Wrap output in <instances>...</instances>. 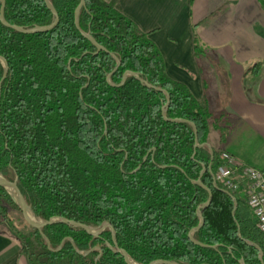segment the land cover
Listing matches in <instances>:
<instances>
[{"label":"trees","instance_id":"1","mask_svg":"<svg viewBox=\"0 0 264 264\" xmlns=\"http://www.w3.org/2000/svg\"><path fill=\"white\" fill-rule=\"evenodd\" d=\"M50 1L60 22L48 32L26 34L0 21V55L9 65L0 97V173L17 178L39 220L66 217L95 228L110 223L118 245L138 264H242V258L264 264L252 245L261 248L264 262V231L246 198L230 191L235 201L214 181L222 151L211 148L212 160L208 146L195 147L190 123L167 119L194 122L199 143L206 144L211 124L222 127L221 115L213 118L205 101L167 74L158 47L115 0H86L80 12V28L105 47L99 52L75 24L80 0ZM4 14L24 28L54 20L45 0H6ZM127 70L170 93L165 113V92L132 75L117 86ZM3 73L0 62V81ZM200 176L212 201L194 238L210 246L189 237L209 198L196 183ZM0 225L27 264H127L107 244H113L110 228L98 236L62 222L40 230L2 186Z\"/></svg>","mask_w":264,"mask_h":264},{"label":"crops","instance_id":"2","mask_svg":"<svg viewBox=\"0 0 264 264\" xmlns=\"http://www.w3.org/2000/svg\"><path fill=\"white\" fill-rule=\"evenodd\" d=\"M115 6L148 33L167 74L205 101L213 118L221 115L222 127L211 124L206 144L264 171V0H115ZM0 264H27L1 225Z\"/></svg>","mask_w":264,"mask_h":264},{"label":"water","instance_id":"3","mask_svg":"<svg viewBox=\"0 0 264 264\" xmlns=\"http://www.w3.org/2000/svg\"><path fill=\"white\" fill-rule=\"evenodd\" d=\"M45 3L47 5V7L50 9V11L52 12V14L54 15V20L51 24H48V25H37L33 28H24L23 26H20V25H16V24H11L10 22H8L5 18V6H6V0H1V7H0V21L7 27H10V28H13L19 32H22V33H26V34H31V33H37V32H48L54 28H56V26L59 24L60 22V16H59V13L57 11V9L55 8V6L51 3L50 0H45ZM86 5V0H80V3L78 4L76 10H75V24L77 26V28L81 31V33L86 37L88 38L97 48V52L101 51V50H105V47L103 45H101L93 36L92 34L89 32H85L83 31L81 28H80V24H79V16H80V12H81V9ZM116 59L117 57L112 54ZM118 61V66L120 65V61L117 59ZM0 62L3 64V67H4V73H3V76H2V79L0 81V97H1V93H2V83L3 81L5 80V78L7 77V74H8V71H9V65H8V61L7 59L0 55ZM117 68V67H116ZM128 75H132L134 76L136 79H138L141 83H143L145 86L149 87V88H155L157 90H160V91H163L166 93L167 95V100H166V103L165 105L163 106L162 108V111L163 113H165L167 111V108L170 104V100H171V96H170V93L164 89V88H161V87H157V86H154L153 84L149 83L147 80L143 79L140 77L139 73L136 72V71H133V70H127L124 75H123V79L121 81L120 84H118L117 86H121L125 83L126 79H127V76ZM107 80L110 84L114 85L112 82H111V73L107 75ZM168 120L170 121H180V122H188L190 123L193 128H194V133H195V147L198 148V147H201L203 145H206L210 148L211 150V154H212V160H213V151L210 147L209 144H203V143H199V137H198V129H197V126L194 122L188 120V119H185V118H181V117H176V118H167ZM205 171V168H203V170L201 171V175L204 173ZM213 177H214V174H213ZM196 183L198 185H200L201 187H203L204 189H206L209 193V198L208 200L202 204L201 206H199L197 212H198V216L200 218V222L199 224L192 228L189 232V237L190 239L195 242L196 244H199L201 246H210V245H207L205 243H202L198 240H196L194 238V234L195 232H197L198 230H200V228L203 226L204 222H205V219H204V216H203V212H202V209L206 208L212 201V191L211 189L206 186L202 179H201V176L196 180ZM0 186L4 187L9 193L10 195L13 197L14 201L19 205L21 211H22V214H23V217L24 219L33 227H36L38 229H42L43 227L47 226V225H51V224H55V223H58V222H62V223H68L70 225H73V226H79V227H82L84 228L89 234L91 235H95V236H98L101 234V232H103L104 229L106 228H110L111 230V233H112V239H113V244L108 242V246L116 253H120L123 255L125 261L127 264H138L136 262H134L129 253L122 247H120L117 243V240H116V231L114 229V227L108 223V222H105L101 227L99 228H95V227H91L87 224H84V223H80V222H77L75 220H71V219H68L66 217H51L48 221H42V220H39L36 215L34 214L33 210L31 209V207L28 205L21 189L19 188L18 184H17V178L15 180H9L8 178H6L5 176H3L1 173H0ZM226 192H228L229 194H231V196H233L234 200L236 201V197L228 190H225ZM72 240V239H71ZM72 242L74 243V241L72 240ZM252 245L254 246H257L259 249H260V260L263 262V258H262V250L261 248L256 244V243H252ZM215 247V246H213ZM97 247L89 250V251H84L82 253L84 254H87L89 253L90 251H93L95 250ZM240 262L242 264H245L244 262V259H240ZM149 264H179V263H175V262H172V261H169V260H164V259H157V260H154L152 262H150ZM202 264H206V263H202Z\"/></svg>","mask_w":264,"mask_h":264},{"label":"built area","instance_id":"4","mask_svg":"<svg viewBox=\"0 0 264 264\" xmlns=\"http://www.w3.org/2000/svg\"><path fill=\"white\" fill-rule=\"evenodd\" d=\"M214 181L231 192H243L258 226L264 231V171L245 166L233 154L223 151Z\"/></svg>","mask_w":264,"mask_h":264},{"label":"rangeland","instance_id":"5","mask_svg":"<svg viewBox=\"0 0 264 264\" xmlns=\"http://www.w3.org/2000/svg\"><path fill=\"white\" fill-rule=\"evenodd\" d=\"M251 211H252V209H251ZM254 216V215H253ZM3 227V226H2Z\"/></svg>","mask_w":264,"mask_h":264}]
</instances>
